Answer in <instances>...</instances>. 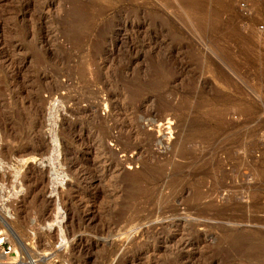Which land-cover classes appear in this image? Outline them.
I'll return each instance as SVG.
<instances>
[{"label": "rangeland", "instance_id": "rangeland-1", "mask_svg": "<svg viewBox=\"0 0 264 264\" xmlns=\"http://www.w3.org/2000/svg\"><path fill=\"white\" fill-rule=\"evenodd\" d=\"M0 264H264V0H0Z\"/></svg>", "mask_w": 264, "mask_h": 264}, {"label": "built area", "instance_id": "built-area-1", "mask_svg": "<svg viewBox=\"0 0 264 264\" xmlns=\"http://www.w3.org/2000/svg\"><path fill=\"white\" fill-rule=\"evenodd\" d=\"M15 253L12 245L8 242L7 237L4 233L0 232V262L1 257H11Z\"/></svg>", "mask_w": 264, "mask_h": 264}, {"label": "bare ground", "instance_id": "bare-ground-1", "mask_svg": "<svg viewBox=\"0 0 264 264\" xmlns=\"http://www.w3.org/2000/svg\"><path fill=\"white\" fill-rule=\"evenodd\" d=\"M5 257H7V256H5ZM1 258H3V257H1ZM9 258V257H8Z\"/></svg>", "mask_w": 264, "mask_h": 264}]
</instances>
